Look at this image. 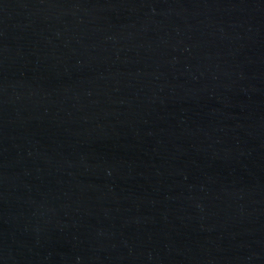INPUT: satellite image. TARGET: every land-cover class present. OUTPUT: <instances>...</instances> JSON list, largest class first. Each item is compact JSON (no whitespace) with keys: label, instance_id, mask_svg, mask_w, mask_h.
Instances as JSON below:
<instances>
[{"label":"water","instance_id":"water-1","mask_svg":"<svg viewBox=\"0 0 264 264\" xmlns=\"http://www.w3.org/2000/svg\"><path fill=\"white\" fill-rule=\"evenodd\" d=\"M0 264H264V0H0Z\"/></svg>","mask_w":264,"mask_h":264}]
</instances>
